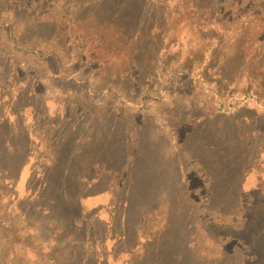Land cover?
I'll use <instances>...</instances> for the list:
<instances>
[{
  "label": "rangeland",
  "instance_id": "1",
  "mask_svg": "<svg viewBox=\"0 0 264 264\" xmlns=\"http://www.w3.org/2000/svg\"><path fill=\"white\" fill-rule=\"evenodd\" d=\"M108 1L0 0V264H264V0Z\"/></svg>",
  "mask_w": 264,
  "mask_h": 264
},
{
  "label": "trees",
  "instance_id": "2",
  "mask_svg": "<svg viewBox=\"0 0 264 264\" xmlns=\"http://www.w3.org/2000/svg\"><path fill=\"white\" fill-rule=\"evenodd\" d=\"M112 0H109L108 2L110 3ZM126 1V0H125ZM129 2V5H124V10H125V14L120 18L118 19V23H123L125 22L124 26H119V28H116L115 30H113V28H108V30L110 31H113V33L117 35L118 38L120 37H124L126 35V33H128L127 31H129L130 33H135V28L137 27L135 25V16L134 14L132 13V8L133 6L136 5L135 0H127ZM199 1H203V0H199ZM122 3H124V0H122ZM133 3V4H132ZM132 4L133 6L131 7ZM189 7V6H188ZM187 7V10L189 9ZM191 9H194V8H191ZM196 13L200 12V9L197 8L195 9ZM119 18V17H118ZM115 19V18H114ZM114 19H112V22L111 20L109 21V24H110V27H112V23L114 22ZM140 18H138L139 20ZM202 26H200L201 28ZM124 35V36H122ZM134 34L131 35V40L133 41L134 38L132 37ZM115 37V35H114ZM203 79V78H202ZM206 80H204V83ZM28 138V137H27ZM29 140V138H28ZM7 147L8 149H5V150H2V155L4 154H7L9 155V153H11L12 155H14L15 157H17V161H18V158L19 157H23V152H22V147H18V146H15L14 145V142H12L11 140L7 141ZM19 156V157H18ZM13 165V164H12ZM15 168L17 169V177H19V172L21 171V169L23 168V162L21 164H19V162L17 163L16 162V166ZM16 177L15 178H12V179H15L17 180L18 178ZM14 180V181H15ZM134 188L131 189L130 191L133 192ZM126 201H127V210L130 211L131 207H132V202H131V198H130V194L129 192L127 191L126 192ZM70 225H72V227L76 228L77 226H79V221L76 217L72 218L70 220ZM153 241L155 242V247L154 249L152 250V253H154L155 255V260H156V263L157 264H184V262H186L188 260V258L194 263V264H203L199 258L196 256V253L194 251V248L192 247L191 244H188V245H184V248L182 250H176L174 251L173 255H170V249L171 247L175 248L176 246V241L178 242L179 240H171V242L169 243V248L168 249L166 247V245L164 244V239H161L159 241H157L156 239ZM161 245V246H159ZM182 251V252H180ZM187 258V259H185Z\"/></svg>",
  "mask_w": 264,
  "mask_h": 264
}]
</instances>
